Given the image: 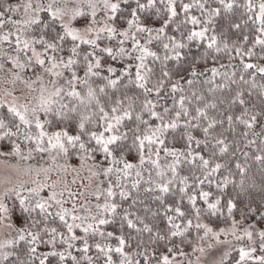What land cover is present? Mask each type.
I'll return each mask as SVG.
<instances>
[{
	"label": "snow or ice",
	"instance_id": "1",
	"mask_svg": "<svg viewBox=\"0 0 264 264\" xmlns=\"http://www.w3.org/2000/svg\"><path fill=\"white\" fill-rule=\"evenodd\" d=\"M0 73V264H264V0H0Z\"/></svg>",
	"mask_w": 264,
	"mask_h": 264
},
{
	"label": "rangeland",
	"instance_id": "2",
	"mask_svg": "<svg viewBox=\"0 0 264 264\" xmlns=\"http://www.w3.org/2000/svg\"><path fill=\"white\" fill-rule=\"evenodd\" d=\"M21 2V1H20ZM103 17V12H100L97 15V20H101V18ZM87 23V21H80L79 24H84ZM11 77L8 75H5L4 73H0V96H2L6 91H11L13 93V95L15 96H22L23 94V85L17 83L15 85H13L11 82ZM30 99V97H28ZM21 102H24L23 99ZM15 161L11 160V158L4 160L3 158H0V180H3L7 177H9L10 175H12V173L9 171V169L6 167L7 164H11L14 163ZM13 178H15L13 176ZM52 178L55 179V174L52 175ZM41 179H43V177H41ZM68 180H71L72 177L71 175H69L67 177ZM78 187V185H74L73 186V190H76ZM187 253H189L191 255V250L186 251ZM216 258L218 259V252H216V250H213V253H210L204 257H201L200 260V264H212L213 259ZM191 259L193 261H195L196 257L194 255L191 256Z\"/></svg>",
	"mask_w": 264,
	"mask_h": 264
},
{
	"label": "trees",
	"instance_id": "3",
	"mask_svg": "<svg viewBox=\"0 0 264 264\" xmlns=\"http://www.w3.org/2000/svg\"><path fill=\"white\" fill-rule=\"evenodd\" d=\"M21 0H6V3H10V4H17V3H20ZM195 51V50H194ZM252 99V102L259 105L260 104V100L259 98H257L255 95L251 98ZM258 110V109H257ZM241 131L240 128L237 129V134L235 136H233L231 133H227L229 135V138L230 139H236V140H239L241 141L240 143V147L243 149V141H242V138L238 135V133ZM256 131H261L260 128H257ZM2 143H5V142H0V144ZM179 146V145H177ZM252 171L253 173H255V176H256V179L259 180L260 179V176H261V173L259 171V166L258 165H255L253 164L252 166ZM188 250H191V248H186L185 251H188Z\"/></svg>",
	"mask_w": 264,
	"mask_h": 264
}]
</instances>
